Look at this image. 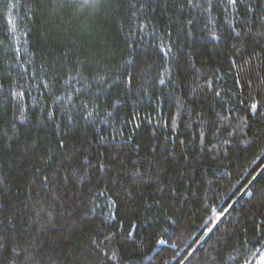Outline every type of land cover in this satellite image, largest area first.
Here are the masks:
<instances>
[{
  "label": "trees",
  "instance_id": "16d2710c",
  "mask_svg": "<svg viewBox=\"0 0 264 264\" xmlns=\"http://www.w3.org/2000/svg\"><path fill=\"white\" fill-rule=\"evenodd\" d=\"M137 2L127 0L119 12L101 15L113 60L124 55L130 28L139 36L137 20L147 23L140 19L141 13L162 35L165 31L158 22L163 13L128 7ZM194 14L199 19L194 36L182 52L173 47L177 57L187 62L170 57L175 64L173 79L185 83L174 94L158 85L162 91L153 94L149 88L146 94L133 95L116 121L91 127L76 119L72 101H64L72 110L71 121L63 109L55 110L50 119L44 115L42 110L55 106L41 82V64L52 61L61 46L45 39L48 28L33 0H0V82L6 102L0 111V222L5 233L0 242L7 246L0 264L11 259L22 264L26 258L34 264H264V99L257 97L261 106L250 109L255 102L252 93L242 91L234 83L235 70L229 71V52L236 39L225 35L220 42L209 40L206 30L201 31L205 21L195 10ZM214 15L216 31L224 32L228 25L222 14L214 11ZM83 39L81 53L89 47L88 37ZM171 39L185 43L176 31ZM144 41L151 43L147 35ZM253 48L260 51L259 46ZM193 74L199 77L195 83L205 89L197 95L190 91ZM206 78L214 80L219 97L203 85ZM15 91L24 96L8 100ZM77 95L72 94L76 108L81 100L87 103L86 97L77 100ZM21 112L26 120L19 119ZM45 119L48 122L42 123ZM116 128L127 159L119 179L112 178L115 185L105 179L97 187L91 168L84 170L89 174L84 180L79 169L75 175L55 174L65 147L83 145L95 165L106 155L107 145L92 142L93 137L99 132L111 143ZM60 139L64 145L58 144ZM37 169L49 176L51 187H40ZM114 193L121 196L115 206L110 203L116 199ZM37 202L46 215L32 212ZM105 235L110 239L104 240ZM93 241H103L101 247L108 255L97 254ZM13 248L17 253H12Z\"/></svg>",
  "mask_w": 264,
  "mask_h": 264
},
{
  "label": "snow or ice",
  "instance_id": "6c2138e0",
  "mask_svg": "<svg viewBox=\"0 0 264 264\" xmlns=\"http://www.w3.org/2000/svg\"><path fill=\"white\" fill-rule=\"evenodd\" d=\"M33 3L39 18L48 28V31L44 33L45 39L60 45L62 49L52 61L41 64V68L44 69L41 82L48 90L49 96L53 97L51 104L55 106V109L42 110L49 119L55 110L63 109L71 121L72 110L64 106V101H72L76 119L95 127L99 123L108 124L110 120L116 121L120 109L127 101L133 95L148 93L149 88L154 94L162 91L158 88L159 85L165 89L170 88V92L174 94L185 81L173 79L175 64H172L170 57L177 62L181 59L187 62L186 58L177 57V52L173 51V47L182 52L188 43V38L194 36L193 29L199 23L194 10L205 21L201 31L206 30L209 40L220 42L225 35L236 39L237 42L231 45L229 52L228 63L231 65L229 71L235 70L234 83L239 85L242 91L247 89L252 93L251 99L255 102L250 103V109L256 111L261 106V99H264V0H247L246 3L245 0H239V2L238 0H143V2L138 0L135 5L129 3V8L134 7L137 10L147 11L151 8L152 12H156L159 9L163 16L158 22L163 24L165 31L162 35L156 24L141 13L140 19L146 20L147 23H140V20H137L139 36L136 31L129 29L125 36L124 55L118 61L111 58L106 30L100 24V19L101 15L108 17L109 12H119L125 7L127 0H33ZM241 3H245L244 15H241L239 11ZM214 11L222 14L223 22L228 25L224 32L216 31L217 19ZM182 16H192V19H181ZM165 17L166 23H164ZM82 20L87 23H81ZM238 21L240 23H237ZM149 28H151L150 32ZM238 28L239 31H237ZM173 31H176L177 36L185 43L174 42L171 39ZM232 33H235L234 37ZM145 35L149 36L151 43L144 41ZM83 37H88L89 47L87 51L81 53L79 46L85 42ZM69 38H71L70 44L68 43ZM253 45L259 46L260 51H254ZM190 52L191 48H189ZM30 55L34 56L35 53ZM28 63L31 64V60ZM189 67L195 69L194 64H189ZM32 75L35 77L36 73L33 72ZM45 75L47 79L44 78ZM88 76H91V81L88 80ZM198 79L199 77L193 74L190 86L193 95L205 90L200 84L195 83ZM214 79L219 80L220 77L216 76ZM73 83L79 84L80 87L73 88ZM213 84V79L206 78L203 81V85L213 95L219 97L221 93L215 90ZM60 90L64 92L63 96L57 95ZM73 93L78 94L77 100H80V97H86L87 103L81 100L79 107L76 108L75 101L72 100ZM23 96L22 91L11 92L8 100ZM240 102L244 103L243 100ZM177 103L179 104V100ZM5 106L4 84L0 82V111L4 110ZM19 119L26 120L27 117L21 112ZM47 122V119L42 121V123ZM52 122L55 123L54 120ZM119 132V128L112 130L111 143L100 136L99 132L95 134L92 142L107 145L106 155L98 159L95 165L88 159L86 151L82 150L83 145L80 149L75 146L63 148L62 155L58 157L59 167L55 174L71 172L75 175L77 169L84 171L91 168L92 176L98 179L97 187L104 184L105 179L115 185V180L112 178L119 179V173L126 167L127 159L124 144L117 141ZM199 135L203 137L204 132L201 131ZM64 143L63 139L58 141L59 145H64ZM81 160L85 163H81ZM37 171L41 173L40 187L42 189L45 186L51 187L52 180L49 176L43 175L41 169ZM84 179H89L86 171L81 177V180ZM31 187H36V185L33 184ZM98 194L103 195L104 193ZM114 194L116 199L110 201L113 206L116 205L117 200L121 199L119 193ZM23 208L28 209V205H23ZM92 211H95V206H92ZM32 212L37 217L46 215L44 210H38V202L33 205ZM4 239V228L0 222V241ZM103 239L109 240L110 237L105 235ZM92 243L97 254L104 252L105 256L108 255L101 247V243L96 241ZM17 251V248L12 249L13 254ZM6 252V244L0 242V255ZM111 259L115 260V254ZM261 261H264V256H261ZM8 264H16V259L9 260ZM22 264H34V262L31 258H26ZM245 264H248V261H245Z\"/></svg>",
  "mask_w": 264,
  "mask_h": 264
}]
</instances>
